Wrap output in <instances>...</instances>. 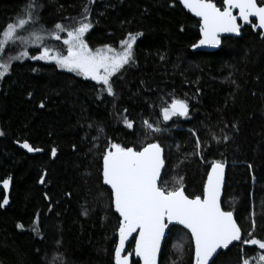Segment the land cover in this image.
Segmentation results:
<instances>
[{"label": "trees", "instance_id": "16d2710c", "mask_svg": "<svg viewBox=\"0 0 264 264\" xmlns=\"http://www.w3.org/2000/svg\"><path fill=\"white\" fill-rule=\"evenodd\" d=\"M81 29L92 49L130 42L107 83L36 58L39 47L6 56L18 37L56 47L58 30ZM241 32L193 52L199 20L177 0H0V263L116 264L120 218L102 158L155 142L164 193L202 197L209 165L225 163L222 208L242 236L211 264H252L264 247V33ZM175 100L185 115L169 109ZM133 243L126 255L139 264ZM159 264H195L183 227L169 228Z\"/></svg>", "mask_w": 264, "mask_h": 264}, {"label": "water", "instance_id": "95a60500", "mask_svg": "<svg viewBox=\"0 0 264 264\" xmlns=\"http://www.w3.org/2000/svg\"><path fill=\"white\" fill-rule=\"evenodd\" d=\"M177 1L199 20L193 52L219 50L225 37H241L245 26L254 25L264 33V5L257 0H222V8L217 0ZM169 109L178 115L188 112V106L179 100L171 102ZM164 165V150L155 142L137 151L121 148L103 155L102 180L120 218L116 264H131L126 249L132 240L139 264H159L164 239L174 225L190 234L195 264H211L219 251L241 239L235 217L222 208L225 163L210 164L202 197H189L182 188L164 193L158 187Z\"/></svg>", "mask_w": 264, "mask_h": 264}, {"label": "rangeland", "instance_id": "374dc122", "mask_svg": "<svg viewBox=\"0 0 264 264\" xmlns=\"http://www.w3.org/2000/svg\"><path fill=\"white\" fill-rule=\"evenodd\" d=\"M82 32L83 29L77 33L58 30L52 35L57 40L56 47L38 46L45 38L30 33L9 42L6 56L22 59L39 47L36 58L52 62L60 68L96 82L107 83L127 62L131 49L130 42H127L122 49L110 47L92 49L87 47ZM252 259V264H264V247L263 251L257 252Z\"/></svg>", "mask_w": 264, "mask_h": 264}, {"label": "bare ground", "instance_id": "6f19581e", "mask_svg": "<svg viewBox=\"0 0 264 264\" xmlns=\"http://www.w3.org/2000/svg\"><path fill=\"white\" fill-rule=\"evenodd\" d=\"M214 162V161H213ZM210 166V165H209Z\"/></svg>", "mask_w": 264, "mask_h": 264}]
</instances>
